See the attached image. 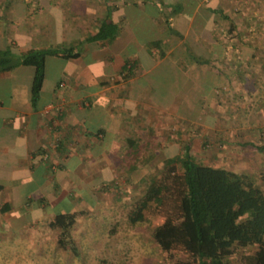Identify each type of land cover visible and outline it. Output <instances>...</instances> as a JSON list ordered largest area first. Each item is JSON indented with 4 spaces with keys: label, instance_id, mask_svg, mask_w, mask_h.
<instances>
[{
    "label": "crops",
    "instance_id": "0c3cea01",
    "mask_svg": "<svg viewBox=\"0 0 264 264\" xmlns=\"http://www.w3.org/2000/svg\"><path fill=\"white\" fill-rule=\"evenodd\" d=\"M240 3L233 22L229 0H0V59L11 64L0 69V264L26 251L37 256L33 264H58L53 214L77 212L72 228L95 207L104 217L119 203L121 179L138 176L135 164L144 167L139 174L151 172L154 152L174 156L196 131L205 135V124L226 125L233 83L264 93V3ZM106 15L118 33L91 39ZM232 32L239 44L227 38ZM43 47L77 55L44 56L32 101L33 68L18 60ZM188 83L199 89L184 100ZM48 102L60 111L45 113ZM215 130L211 140H219ZM19 244L21 251L12 249ZM50 251L54 260L37 262Z\"/></svg>",
    "mask_w": 264,
    "mask_h": 264
},
{
    "label": "trees",
    "instance_id": "16d2710c",
    "mask_svg": "<svg viewBox=\"0 0 264 264\" xmlns=\"http://www.w3.org/2000/svg\"><path fill=\"white\" fill-rule=\"evenodd\" d=\"M118 30L106 15L90 38L109 41ZM46 54L73 57L77 52L67 47H43L20 54L19 63L33 68L32 101L41 87ZM0 65V69L11 66L3 58ZM245 143L264 151V140ZM157 169L158 174L130 204L126 219L131 224L150 221L152 242L162 250L183 254L172 264H222L237 248L241 264H264V189L250 172L198 161L189 153L188 143L182 154L167 157ZM259 175L264 181V174ZM77 215L74 211L57 212L48 221L50 228L57 229L56 242L63 249L75 251L71 228ZM99 262L109 264L105 258Z\"/></svg>",
    "mask_w": 264,
    "mask_h": 264
},
{
    "label": "rangeland",
    "instance_id": "374dc122",
    "mask_svg": "<svg viewBox=\"0 0 264 264\" xmlns=\"http://www.w3.org/2000/svg\"><path fill=\"white\" fill-rule=\"evenodd\" d=\"M240 2L241 0H229V6L232 12L228 17L233 22H238L240 19ZM257 2L264 3L262 0H254V5H256ZM218 19L220 21H226L224 17ZM220 32L223 33V30ZM237 35L238 33L232 32V35H227V38H231L232 43L236 42L239 44V41H235ZM232 46H234L233 56H236L239 52V48L236 45V50L235 45L232 44ZM255 68L256 67H254V69ZM161 79L163 81H168L171 77L160 78V80ZM233 81H236V77H233ZM171 84H169L167 91H170V95H173L175 90ZM188 84L184 87L187 92L182 94L184 100L197 97V93L193 92V90L199 88L190 86L192 85L190 83ZM237 86V83H233L232 102H230L228 104L229 106L222 112V115H224L225 112L227 114L229 111L232 112L230 119H228L229 121L226 125L217 126L204 123L207 126V132L202 136L201 132H199V134L196 131L195 136L197 138L194 141L190 140L189 150L198 161L225 165L224 167L236 171L250 172L256 180V184L263 190L264 181L260 179L259 175L264 174L263 151H260L254 145L245 143V141L262 142L264 140V93L260 92L258 94L255 87L250 84L246 87L242 86L241 89ZM163 88L166 90V87L163 86ZM203 88L206 89V87ZM185 105L190 104L185 102L184 106ZM208 112L205 111L204 115L206 114L207 116ZM206 116L204 118L201 116L202 122L203 120L208 121ZM184 122L188 123V120ZM189 128L190 129H187L189 131L195 130L194 128L192 129V125ZM214 130L216 134L219 135V140H211L209 138L215 135ZM166 137L167 136L164 135L162 139ZM220 137H224V139L222 140ZM169 139L171 138L169 137ZM182 152L183 150H181L179 154H182ZM166 158L167 157H162L158 152H154L151 158V172H148L147 169L146 174H139L140 171H144V167L135 164L133 171L138 172H129V174L133 175L135 173L138 176L142 175V177L145 175L146 179L140 178L141 176H135L136 178L134 180L130 177V180H133L131 182H128L127 178H125V180L121 179L120 188L122 194L119 198H115L119 203L116 202L113 205H109L107 207L108 211H106L108 215L104 214V217L100 212L97 214V209L99 208L96 209L95 207L90 214L92 216L90 219L78 222L71 230L75 251L69 248L58 249L56 253V261L58 264H100L99 260L101 258H105L109 264H172L174 259L183 258V254L178 250H162L152 242L150 238V221H141L131 224L126 219L130 204L143 191L150 182V179L158 174L159 170L157 166L164 162ZM126 160L131 161L132 157H127ZM132 182V186L129 187ZM122 185L126 186L125 188L123 187L125 189L124 191ZM116 187L119 189V186ZM109 193L110 195H108L107 198L113 199V190H110ZM14 246L15 248H12L13 250H22L21 244ZM239 251L240 249L237 248L233 254L225 257L222 264H238L240 262L238 258ZM26 252H24L23 255L20 253L8 252L9 262L15 264L19 263L23 256L25 264H33V259L37 258V256L34 253ZM54 255V251H50L40 260L37 259V262L43 263L48 261L50 260L49 257L53 259ZM12 256H16V261L13 260Z\"/></svg>",
    "mask_w": 264,
    "mask_h": 264
},
{
    "label": "built area",
    "instance_id": "2783aa9c",
    "mask_svg": "<svg viewBox=\"0 0 264 264\" xmlns=\"http://www.w3.org/2000/svg\"><path fill=\"white\" fill-rule=\"evenodd\" d=\"M61 109V104L58 102H48L44 105L43 111L45 113L52 112V113H58Z\"/></svg>",
    "mask_w": 264,
    "mask_h": 264
}]
</instances>
